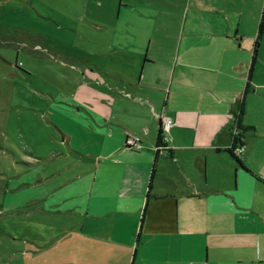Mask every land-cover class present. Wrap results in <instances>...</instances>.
<instances>
[{"label":"crops","instance_id":"0c3cea01","mask_svg":"<svg viewBox=\"0 0 264 264\" xmlns=\"http://www.w3.org/2000/svg\"><path fill=\"white\" fill-rule=\"evenodd\" d=\"M103 8L72 93L44 95V223L16 264H264V0Z\"/></svg>","mask_w":264,"mask_h":264},{"label":"rangeland","instance_id":"374dc122","mask_svg":"<svg viewBox=\"0 0 264 264\" xmlns=\"http://www.w3.org/2000/svg\"><path fill=\"white\" fill-rule=\"evenodd\" d=\"M110 1L0 0V264H16L44 223V95L72 93V68L101 47L93 18Z\"/></svg>","mask_w":264,"mask_h":264},{"label":"built area","instance_id":"2783aa9c","mask_svg":"<svg viewBox=\"0 0 264 264\" xmlns=\"http://www.w3.org/2000/svg\"><path fill=\"white\" fill-rule=\"evenodd\" d=\"M161 129H162V135H161V144L158 145L156 150H159L162 155L165 154V151L170 149V139H169V133L171 129L174 127L175 123L172 119L161 116ZM238 133L237 131L235 132ZM126 148L134 151H140L142 149V142L139 137L136 136H128L125 142ZM238 153L242 151V148L237 150Z\"/></svg>","mask_w":264,"mask_h":264},{"label":"trees","instance_id":"16d2710c","mask_svg":"<svg viewBox=\"0 0 264 264\" xmlns=\"http://www.w3.org/2000/svg\"><path fill=\"white\" fill-rule=\"evenodd\" d=\"M258 45H259V43L257 42V43H256V46H255V50H254V55H253V63H254V61H255V59H256V54H257ZM251 73H252V71H250L249 79H250ZM242 106H243V104L240 103V104H239L240 112H242ZM161 135H162V129L160 130V134H159V137H158V142H157V146H156V148L158 147V145L161 144V142H160V140H161ZM241 136H242L241 134H238V135L236 136V138H235V143L240 142V144H241ZM241 145H242V144H241ZM156 152H157L158 155L161 154L159 150H156ZM236 159H237V162L240 163L239 159H238V158H236ZM148 196H149V195H148Z\"/></svg>","mask_w":264,"mask_h":264}]
</instances>
